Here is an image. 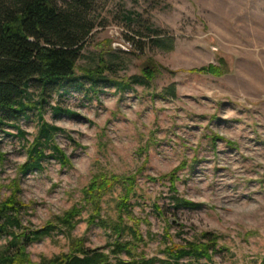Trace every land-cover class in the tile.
<instances>
[{"label":"rangeland","instance_id":"374dc122","mask_svg":"<svg viewBox=\"0 0 264 264\" xmlns=\"http://www.w3.org/2000/svg\"><path fill=\"white\" fill-rule=\"evenodd\" d=\"M86 13L93 30L77 62L76 74L96 66L100 54L111 62L109 78L128 81L147 66L155 73L145 85L125 91L103 87L97 93L69 89L58 104L76 117L44 119L60 128L54 142L68 165L54 158L43 169L18 173L26 143L16 131L0 134V203L10 197L26 208L21 226L39 229L73 208H82L71 237L88 249L109 252L119 238L109 227L89 224L84 191L95 176H135L131 220L143 241L135 258L165 264L166 246L218 238L212 261L180 264H264V0H93ZM148 29L169 39L171 49L151 44ZM222 60V63H220ZM218 66L220 76L195 70ZM173 87L174 95L169 88ZM19 127L31 141L34 117ZM177 167L176 195L199 204L175 209L168 179ZM119 187L104 193L105 225L119 216ZM0 237V251L7 243ZM70 250L64 231L26 247L32 263ZM111 258H113L111 256ZM126 259L124 254L120 256Z\"/></svg>","mask_w":264,"mask_h":264},{"label":"trees","instance_id":"16d2710c","mask_svg":"<svg viewBox=\"0 0 264 264\" xmlns=\"http://www.w3.org/2000/svg\"><path fill=\"white\" fill-rule=\"evenodd\" d=\"M93 0H0V134H7V129H14L18 138L25 143V161L18 173L26 175L43 169V162L54 157L62 167L68 160L55 144L54 136L60 128L49 124L44 119L46 107L53 117H76L69 109L58 104L50 106L52 95L62 97L69 89H83L97 93L103 87H113L125 91L134 84L145 85L152 79L155 69L147 66L143 74L128 81L107 77L104 72L111 70V62L100 54L96 66L83 69L82 75L75 70L82 57L81 51L87 37L93 30V24L87 20L86 13L91 9ZM152 46L171 49L170 40L164 39L162 32L147 30ZM222 63V60H220ZM111 72V71H110ZM201 74L220 76L218 66L208 65L195 70ZM174 95L173 87L169 88ZM34 117L36 134L31 141L26 140V133L19 127L21 118ZM3 154L0 152V160ZM177 167L161 179H168L172 193L170 200L175 209H196L199 204L176 195ZM119 187L121 196L117 203V220L105 225L101 218V201L105 192ZM135 176H95L84 191V203L91 208L89 224L109 227L119 238L128 235L129 239H116L109 252L101 249H88L83 240L71 237L82 208H73L55 223H49L39 229L26 230L21 226V211L26 207L12 196L0 203V237L7 238V243L0 251V264H154L155 259L135 258L134 250L143 241L137 225H126L122 214L131 220L130 200L135 195ZM64 231L70 250L51 258H42L39 263H32L26 253V247L42 238ZM218 238L211 233H202L198 240L187 241L183 245L165 248V264H180L184 258L190 261L201 259L211 262L218 252ZM124 254L125 260L120 258ZM111 256L113 258H111Z\"/></svg>","mask_w":264,"mask_h":264}]
</instances>
